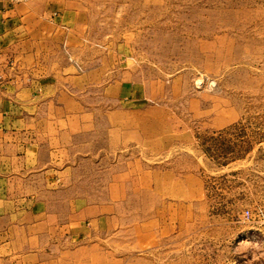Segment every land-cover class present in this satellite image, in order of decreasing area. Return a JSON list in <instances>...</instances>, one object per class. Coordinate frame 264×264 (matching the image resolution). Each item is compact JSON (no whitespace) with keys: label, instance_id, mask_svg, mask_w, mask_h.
I'll return each mask as SVG.
<instances>
[{"label":"rangeland","instance_id":"obj_1","mask_svg":"<svg viewBox=\"0 0 264 264\" xmlns=\"http://www.w3.org/2000/svg\"><path fill=\"white\" fill-rule=\"evenodd\" d=\"M44 2L73 28V74L118 53L133 97L150 96L84 93L95 113L73 146V197L114 206L108 264H264V0ZM123 105L141 111L119 141L107 113Z\"/></svg>","mask_w":264,"mask_h":264},{"label":"crops","instance_id":"obj_2","mask_svg":"<svg viewBox=\"0 0 264 264\" xmlns=\"http://www.w3.org/2000/svg\"><path fill=\"white\" fill-rule=\"evenodd\" d=\"M34 2L0 0V264H108L114 206L73 197V146L95 113L84 93L109 101L114 90L131 106L150 96L133 97L141 81L118 53L112 70L73 74V28ZM138 111L107 113L119 141L130 134L124 117Z\"/></svg>","mask_w":264,"mask_h":264}]
</instances>
